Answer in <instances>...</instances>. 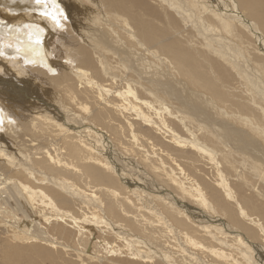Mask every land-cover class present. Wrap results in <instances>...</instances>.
Masks as SVG:
<instances>
[{
	"label": "bare ground",
	"instance_id": "obj_1",
	"mask_svg": "<svg viewBox=\"0 0 264 264\" xmlns=\"http://www.w3.org/2000/svg\"><path fill=\"white\" fill-rule=\"evenodd\" d=\"M1 191L46 250L264 264V0H0Z\"/></svg>",
	"mask_w": 264,
	"mask_h": 264
},
{
	"label": "rangeland",
	"instance_id": "obj_2",
	"mask_svg": "<svg viewBox=\"0 0 264 264\" xmlns=\"http://www.w3.org/2000/svg\"><path fill=\"white\" fill-rule=\"evenodd\" d=\"M63 96L65 97V95ZM13 191L16 192V190ZM0 193L3 194L4 192L1 191ZM19 217L21 218V216ZM28 223L30 224L29 229L33 235L40 237L41 239L44 238L46 232L45 230L46 225L44 223H42L41 221L39 223L38 222L32 223L31 220H29ZM16 224L15 225L7 224L5 226L0 225V264H34L27 259L28 255L21 251L28 248H40L52 254L49 257H45L39 260V264H97L96 261H90L86 257V255L81 251L80 252L62 251L61 253L60 249L46 250L47 249L46 245H41L42 243L41 244L34 243L33 240H27V238L21 233L24 232V229L26 230V228L23 227L21 228L19 224L17 225ZM16 232L18 234H14ZM105 262L106 261H104L103 263ZM107 264H119V263L108 262Z\"/></svg>",
	"mask_w": 264,
	"mask_h": 264
},
{
	"label": "snow or ice",
	"instance_id": "obj_3",
	"mask_svg": "<svg viewBox=\"0 0 264 264\" xmlns=\"http://www.w3.org/2000/svg\"><path fill=\"white\" fill-rule=\"evenodd\" d=\"M40 2V0H37V3H39Z\"/></svg>",
	"mask_w": 264,
	"mask_h": 264
}]
</instances>
